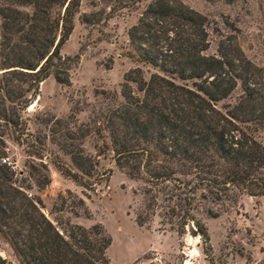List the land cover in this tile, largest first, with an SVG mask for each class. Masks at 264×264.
Segmentation results:
<instances>
[{
  "label": "trees",
  "instance_id": "16d2710c",
  "mask_svg": "<svg viewBox=\"0 0 264 264\" xmlns=\"http://www.w3.org/2000/svg\"><path fill=\"white\" fill-rule=\"evenodd\" d=\"M79 6L80 0H0V75L6 87L0 88V120L16 124L6 113V101L21 108L26 95H37L39 83L49 76L69 83L68 71L77 57H62L60 50ZM96 16L82 14L80 19L94 23ZM206 22L180 0H152L146 6L128 30V57L154 71L148 79L139 66L125 73L123 100L108 109L105 127L117 168L147 185L142 193L149 215L161 200L170 223L176 219L177 233L182 236L192 223L190 233L204 245L209 237L192 215L196 205L264 196V144L256 136L264 129V71L237 45H221L217 55L206 54ZM238 87L242 93L236 102L219 107ZM61 147L80 173L58 157L53 159L56 168L88 187L83 176L92 175V159L73 144ZM42 168L34 178L38 190L50 183ZM31 189L10 164L0 162V234L20 264H110L106 250L111 240L99 224L85 228L50 219L55 212L45 213ZM207 213L217 215L210 208ZM149 219L136 215L138 226ZM208 251L203 249L214 264ZM0 264L11 263L0 257ZM257 264H264V258Z\"/></svg>",
  "mask_w": 264,
  "mask_h": 264
},
{
  "label": "rangeland",
  "instance_id": "374dc122",
  "mask_svg": "<svg viewBox=\"0 0 264 264\" xmlns=\"http://www.w3.org/2000/svg\"><path fill=\"white\" fill-rule=\"evenodd\" d=\"M151 1L80 0L74 28L60 50L62 57H77L68 71L69 83L60 84L49 76L39 83L37 95H26L21 108L13 109L6 101V113L17 123L0 120L4 150L0 162L10 164L18 179L24 178V183L31 185L30 192L41 198L45 213L55 212L50 219L85 228L99 224L111 240L106 250L110 264H209V257L203 253L208 247L214 264H257L264 258V196L238 195L236 201L222 206L196 205L192 215L206 226L209 237L208 245H204L190 233L192 223L182 236L177 233L176 219L170 223L166 208L160 207L164 204L161 200L150 216L147 197L142 193L145 182L129 178L115 164L105 130L106 114L122 102L121 84L129 69L139 66L146 79L154 71L128 57V30ZM180 1L206 17V54L217 55L221 45H237L264 71V0ZM91 13L97 14L94 23L80 19L82 14ZM0 88H6L1 75ZM241 93L236 88L218 106L234 104ZM106 96H114V100ZM256 136L264 144V129ZM62 143L79 147L94 162L92 175L83 176L88 187L63 176L54 165L53 159L58 157L80 173ZM103 145L107 149L102 153ZM42 166L50 183L38 190L34 178ZM208 208L217 215H209ZM139 214L150 218L143 226L136 223ZM0 257L20 264L1 234Z\"/></svg>",
  "mask_w": 264,
  "mask_h": 264
},
{
  "label": "built area",
  "instance_id": "2783aa9c",
  "mask_svg": "<svg viewBox=\"0 0 264 264\" xmlns=\"http://www.w3.org/2000/svg\"><path fill=\"white\" fill-rule=\"evenodd\" d=\"M4 161V160H3ZM5 162V161H4Z\"/></svg>",
  "mask_w": 264,
  "mask_h": 264
}]
</instances>
